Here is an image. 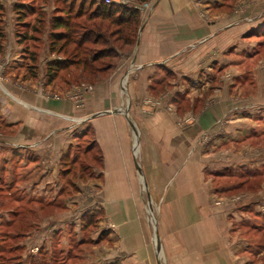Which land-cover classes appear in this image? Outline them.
Wrapping results in <instances>:
<instances>
[{
  "label": "crops",
  "instance_id": "0c3cea01",
  "mask_svg": "<svg viewBox=\"0 0 264 264\" xmlns=\"http://www.w3.org/2000/svg\"><path fill=\"white\" fill-rule=\"evenodd\" d=\"M149 3L134 46L92 83L75 68L47 83L46 63L61 59L49 52V20L25 52L17 38L18 0L2 3L9 23L0 45V181L27 196L16 205L54 209L46 217L41 210L39 227L21 237V264L54 242L68 246L51 223L66 219L72 204L82 213L101 209L87 239L74 228L78 248L91 244L92 255L98 252L85 264H264V250L252 254L250 233L243 232L247 215L212 200L219 180L264 164V144L253 158L240 152L264 135V55L247 53L264 37L246 36L264 27V0ZM243 53L256 60L248 75L238 66ZM85 140L86 155L95 153L100 168L85 179L78 174L68 184L74 194L60 201L74 176L63 163ZM263 184L251 194L254 204L264 200ZM144 192L158 209V249Z\"/></svg>",
  "mask_w": 264,
  "mask_h": 264
},
{
  "label": "trees",
  "instance_id": "16d2710c",
  "mask_svg": "<svg viewBox=\"0 0 264 264\" xmlns=\"http://www.w3.org/2000/svg\"><path fill=\"white\" fill-rule=\"evenodd\" d=\"M34 1L35 0H18V4L14 6V12L17 16L18 43L26 45L24 48L25 52L28 51V42L37 40V36L46 26L45 18L40 19L36 13L37 11L33 5ZM53 1L60 6L53 9L54 13H51L48 22L49 52L52 55L60 56L61 59L56 58L46 63L47 83H52L60 72L69 70L70 68L81 70V75H87L86 77L107 74L114 68L119 59V53H124L134 46L141 21L140 14L137 10L120 5L97 4L94 0ZM137 1L149 2L151 0ZM40 2L48 4L47 0H40ZM3 11L4 7L0 4V14H3ZM32 18H35V23H32ZM41 22H43V24ZM256 33V36L264 37V27L256 30ZM4 38L0 20V45L5 40ZM1 49L0 46V50ZM35 56L34 52L30 53V62L32 65L37 61ZM33 70H35V67L30 66V74H33ZM79 150L78 146L73 148L75 155L73 159H70L68 156V161H64L63 168L65 170L70 171L68 168L70 167V162H75ZM86 150H88V147L83 151L84 155L87 154L85 152ZM75 164L77 165V163ZM248 176L253 177L252 174H247L246 177ZM254 177H256V175H254ZM13 198V202L16 201V203H20L25 197ZM36 208H39V211L45 209V207L39 204L36 205ZM98 214V212L96 213V211L92 210L86 211L81 215L82 232L86 233L87 230L96 227V218H98ZM9 215L10 223H8L7 226L11 228L14 224H17V228H15L16 231L7 233L4 236L0 234V239L19 241L24 234L33 229L35 224V210L34 208H30L26 212H21L18 209L10 212ZM15 220L19 222L17 223ZM253 220L250 221L253 222L251 224L244 223L243 226L245 230L260 235V239L264 240V215L255 213ZM256 220L261 222V224L255 223ZM7 226L5 225V227ZM2 243L3 242L0 241V247ZM260 245V243L252 242L251 248ZM1 250L2 249H0V251ZM7 250L9 255L17 254V258L20 256L21 248L17 242L13 248ZM52 251L55 252L54 246L51 247L50 252L43 249L40 250L38 255L32 258L31 264H54L52 260L46 259L45 257ZM251 253L254 254L252 251ZM17 258H15V261H17Z\"/></svg>",
  "mask_w": 264,
  "mask_h": 264
},
{
  "label": "rangeland",
  "instance_id": "374dc122",
  "mask_svg": "<svg viewBox=\"0 0 264 264\" xmlns=\"http://www.w3.org/2000/svg\"><path fill=\"white\" fill-rule=\"evenodd\" d=\"M9 1L10 0H0V4L2 5V3H3L4 5L8 6ZM94 1L97 4L102 3L100 0H94ZM33 5L37 11L36 13L39 16V18L40 19L45 18L46 21L50 19L51 13H54L53 9L55 7L60 6L59 4H57L54 1H52L51 6H48V4H46L44 2L42 3V2H40V0H35L33 2ZM42 6L47 7L48 13H50L49 15H48V13L43 11L46 8L43 9ZM241 7H242V5H241ZM5 15H6V10L4 9L3 14H0L1 28L2 29H4V27H3L4 23H6V22L9 23L8 22L9 20H8V18L7 19L5 18ZM15 18H16V16H15ZM32 23H35V18H32ZM41 23L43 24V22H41ZM3 32H4V30H3ZM255 34H257V33L254 30L253 32L247 33L246 36L250 35V37H252V36H256ZM4 37H5V35H4ZM95 49H97V48H95ZM247 53H249L250 55H251V53H257L260 55H264V42H261V43L259 42L258 44H256L252 48V50H250V52L248 51ZM243 54H244L243 58H241L242 61H241L240 65H238V66L240 67V70L242 72L241 75H246V74L248 75V72H250L252 70L253 66L256 65V60L248 58L245 55V53H243ZM66 76L67 75H65V77ZM73 78L76 79L75 75H71V79H73ZM84 82L85 83H92V82H94V77H86ZM53 96L56 98L58 97V95H56V96L53 95ZM146 104H147V102H146ZM153 104H155V103H153ZM243 131H246V130L244 129ZM260 132H262L264 134V125L260 128L259 133ZM207 135H208L207 132L204 133L201 136V139L205 140L207 138ZM261 138H263L262 140H260L261 142H254L253 141V142H250L249 144L246 142V144H244L243 148H241L240 152L241 153L246 152L247 154H248V152H250L249 154H254L253 156H251L252 158L255 156V154L257 156V152L263 151L262 148H263V144H264V135ZM89 143H90V140H85L83 142H80L79 144H76L80 149L79 154L76 155L77 159L75 160V162L74 163L70 162V167H68L70 169L71 173H73L72 176L73 175L74 176H73V178L72 177L67 178V180L65 181L63 187H66L65 188L66 192H65V195L62 198H60L61 199L60 201L66 202L67 199L72 197V195L74 194V191L69 189V188H71L70 187L71 185L68 186V184H71V182L73 180H76L78 174L83 173L84 178L82 176L81 177L83 179H85L86 176H89L92 173L94 167H97V169L100 168L99 159H96L95 153H90L88 155H84L83 151L89 146L88 145ZM238 148L240 150V147H238ZM74 153L75 152H73V155H75ZM252 158H249V159H252ZM244 161H246V160H243V162ZM236 162L238 163L240 161L237 160ZM260 162H261V160H259V163ZM75 163H77V165H75ZM226 163H229V161H227ZM238 166H240V165H236V167H238ZM241 169H243V168L241 167ZM232 173L235 174L236 178L233 177V179H229V180L225 179V180H219L218 181V189H216V191L212 195V200L214 202V205L216 207H220V208L223 205H229L232 208L231 210L238 212V213L246 214L247 215L246 217L248 219H250V221H252L254 219L255 213H258L260 215H264V206H263V208H261V206L260 207L258 206L259 204L264 205V200H262V202H258L259 204L258 203L254 204L253 202H251L252 200L250 199L252 197L251 194H258V190H259L261 184L264 183V164H262L257 170L256 169L255 170H239V171L235 170ZM247 174L248 175L252 174L253 177L252 176L246 177ZM254 175H256V177H254ZM2 181L0 183V234H1V236L2 235L4 236L7 233L15 232L16 231L15 228H17V224L16 225L14 224V226H12L11 228L9 226H7L8 223H10L9 217H8L9 211H14V210L19 209V211H21V212L22 211L26 212L31 207L26 206L25 203H23L21 205H16L13 202V199H14L13 197H21V196L25 197L26 195H24L21 190H17L15 188L10 191L8 182L4 183V180H2ZM262 186H264V184ZM144 197L146 200L145 208H144V216L149 223L150 229L153 233V239H155V245L157 247L156 249H158L157 224H156V222H157L156 213H158V209L153 207V205L150 201L149 194L147 192H144ZM24 199L25 200L28 199L27 196ZM60 206H63L62 202H60ZM77 206L78 205L74 206V204H72V206L69 209L70 212H68L70 214L67 215L66 219L61 218V220L59 219V221H58V219H56L57 221H54V223H51L52 226L54 225V229H57V228L61 229L60 232H62V234H63L62 236H64L63 239L66 238L67 242H68L67 243L68 246H66L64 250H60L62 248L57 247L56 246L57 243H55V242L52 245L55 248V252L52 251L51 253H48L45 257H46V259L52 260L54 264H85V263H89V262H87L88 261L87 259H89L88 256L94 254V252H95V251L93 252V248H92L91 244H85L86 246H84L83 248H80V247L78 248L80 241L76 240L77 238L74 234V228L75 229L79 228V230H81L80 217L83 214L82 213L83 211H81V207L79 209H77ZM32 208H34V210H35V217H34V223L35 224H34L33 229L30 230V232L34 231L36 227H39L38 221L41 219L39 216V214H40L39 208L37 209L36 206H33ZM96 209L98 210L99 207L98 208L96 207ZM79 210H80L81 214H80V212H78ZM97 210H95V211H97ZM100 210L101 209H99L98 211H100ZM42 211H43L42 215H45V217L50 216V215H54V212H53L54 209L53 208L52 209L51 208L44 209ZM15 222L18 223L19 221L15 220ZM251 223H253V222H248V224H251ZM255 223L261 224V222H258L257 220L255 221ZM5 225L7 227H5ZM44 226L50 227L51 225H49V223H48ZM243 232L248 233V234L250 233V236L247 235V237L249 236L248 237L249 240H251L252 242H256V243L261 244L260 246L250 248V250L254 253H261V251L264 250V247H263L264 240L260 239V235H256L255 233H253L249 230L248 231L243 230ZM89 235H90V233H87V232L84 233V236H83L84 239H87L89 237ZM0 241L3 242L1 244L2 246L0 247V249H2L0 251L1 252L0 253V264H21L20 261L23 257L18 256V258H17V254L9 255L7 253V251H8L7 249L13 248L14 245H16V242L19 245L20 240L19 241H17V240L12 241L9 239H3V240L0 239ZM5 248H7V249H5ZM36 251H38V249L33 247L32 253H34ZM39 252H40V250H39ZM39 252H36L35 256L38 255ZM97 254H98V252H96V254L92 255V256L95 257ZM15 258H17V261H15ZM29 259L27 258V260H29ZM91 261H93V259H91Z\"/></svg>",
  "mask_w": 264,
  "mask_h": 264
},
{
  "label": "built area",
  "instance_id": "2783aa9c",
  "mask_svg": "<svg viewBox=\"0 0 264 264\" xmlns=\"http://www.w3.org/2000/svg\"><path fill=\"white\" fill-rule=\"evenodd\" d=\"M106 5H120L128 8H133L137 10L142 19L146 17L151 11V4L149 2H139L137 0H100Z\"/></svg>",
  "mask_w": 264,
  "mask_h": 264
}]
</instances>
